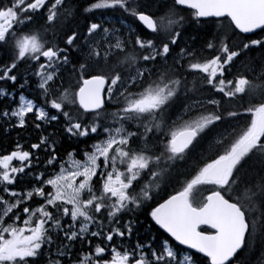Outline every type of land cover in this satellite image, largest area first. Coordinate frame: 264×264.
I'll list each match as a JSON object with an SVG mask.
<instances>
[{
	"label": "snow or ice",
	"instance_id": "obj_1",
	"mask_svg": "<svg viewBox=\"0 0 264 264\" xmlns=\"http://www.w3.org/2000/svg\"><path fill=\"white\" fill-rule=\"evenodd\" d=\"M13 133L0 264H264V0H0Z\"/></svg>",
	"mask_w": 264,
	"mask_h": 264
},
{
	"label": "trees",
	"instance_id": "obj_2",
	"mask_svg": "<svg viewBox=\"0 0 264 264\" xmlns=\"http://www.w3.org/2000/svg\"><path fill=\"white\" fill-rule=\"evenodd\" d=\"M20 135L25 136L26 138L31 136V139L35 140V133L32 132L31 128L27 132H21ZM16 139V133H13L10 137L0 136V148H3L9 144L11 140Z\"/></svg>",
	"mask_w": 264,
	"mask_h": 264
}]
</instances>
